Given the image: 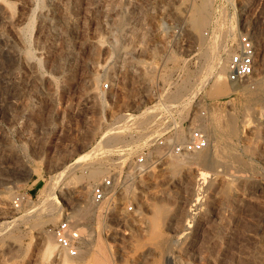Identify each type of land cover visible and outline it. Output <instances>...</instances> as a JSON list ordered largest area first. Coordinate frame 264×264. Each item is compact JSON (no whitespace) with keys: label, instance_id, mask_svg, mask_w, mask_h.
<instances>
[{"label":"rangeland","instance_id":"374dc122","mask_svg":"<svg viewBox=\"0 0 264 264\" xmlns=\"http://www.w3.org/2000/svg\"><path fill=\"white\" fill-rule=\"evenodd\" d=\"M31 1L0 0V264H61L45 237L63 218L75 264H264V0H208L201 28L202 0ZM20 11L15 35L5 17ZM236 26L258 71L217 82ZM163 102L207 128L202 149L175 156L208 161L176 171L160 157L92 204L90 185L158 134Z\"/></svg>","mask_w":264,"mask_h":264},{"label":"built area","instance_id":"2783aa9c","mask_svg":"<svg viewBox=\"0 0 264 264\" xmlns=\"http://www.w3.org/2000/svg\"><path fill=\"white\" fill-rule=\"evenodd\" d=\"M236 20H238L237 16ZM211 22L216 24V19H212ZM235 23L237 24V21ZM222 43L221 52L225 57L226 81L235 84L250 80L258 71L260 53L259 45L253 35L248 29L236 26L235 35L232 33ZM101 88L107 89L108 84L102 83ZM154 108L160 115L158 134L132 158L124 164L121 163V168L106 173L99 181L90 185L89 199L92 204L100 207L107 205L112 200L115 190L125 182L127 175L141 172L150 165H155L160 157L181 155L202 149L206 135L196 119L179 121L175 116L174 105L164 102L158 106L155 105ZM197 111L192 110V114ZM126 209L130 211L132 206L128 204ZM49 231L59 252L70 258L76 256L79 248L77 228L63 218L52 225Z\"/></svg>","mask_w":264,"mask_h":264},{"label":"bare ground","instance_id":"6f19581e","mask_svg":"<svg viewBox=\"0 0 264 264\" xmlns=\"http://www.w3.org/2000/svg\"><path fill=\"white\" fill-rule=\"evenodd\" d=\"M31 0H20V3H19V5L20 6H24L25 4H28L29 2H30ZM55 1V0H54ZM32 2V1H31ZM29 5V4H28ZM27 5V6H28ZM56 6V5H55ZM206 6H208V0H202V4L200 5V7L197 9V11H196V24L195 25H197L199 28H201L202 26H204L205 25V23L207 22V16H206V14H205V8H206ZM49 8V7H48ZM55 7H54V3L52 4V3H50V10H53ZM49 10V9H48ZM47 10V11H48ZM22 11H20V13H21ZM12 13V12H11ZM49 13V12H48ZM17 14V13H16ZM52 15H53V11H52V13H51ZM24 15L21 13V14H19V15H15V13L14 14H9V15H7L5 18H6V24H8V26L10 27V29L12 30V32L15 34V35H17L18 34V22L20 23V21L22 22V20H23V17ZM42 19H43V22L45 23V25L47 24V26H48V24H50V21H49V18L48 17H45L46 15H45V13L44 12H41V15H39ZM49 17H50V15H49ZM40 18V19H41ZM42 22V23H43ZM52 25V24H51ZM51 25H50V27H51ZM230 30H232V28H229ZM232 32H234V31H232ZM227 34H232L231 33V31H227L226 32ZM228 37V36H227ZM219 46L220 47H223V43L222 44H219ZM218 46V47H219ZM219 47V48H220ZM218 48V49H219ZM210 54H212V53H210ZM217 54V53H216ZM224 57V56H223ZM212 64H211V69H210V74H211V78L212 79H215L217 82H223V83H225L226 84V79H225V57L224 58H222L221 56H217V57H215V59L211 62ZM209 67V68H210ZM150 69V68H149ZM210 74H208V75H210ZM207 81V80H206ZM230 84H232V83H230ZM178 94H179V92H178ZM177 95V94H176ZM180 96V95H179ZM173 97H174V95H173ZM171 100H173V99H171ZM247 108V107H246ZM184 109L183 108H180V111H183ZM245 116V115H244ZM245 119V118H244ZM198 120V119H197ZM244 122H242V123H244L245 125L249 122V120L248 119H245V120H243ZM198 122V121H197ZM199 122H200V120H199ZM202 122V121H201ZM199 124V123H198ZM205 124V123H204ZM243 124V125H244ZM199 126H200V128L203 130V131H207V128H206V125H200L199 124ZM203 126H205V128L206 129H204V127ZM206 131H205V133H206ZM114 132H112V135H114L113 134ZM107 137H109L108 135H107ZM108 139V138H107ZM107 139H105L106 141H107ZM110 140H111V137H110ZM208 140V139H207ZM210 140V139H209ZM112 141V140H111ZM104 144H106V143H102V145H104ZM101 145V146H102ZM208 147V146H207ZM101 148V147H100ZM103 148V147H102ZM98 150V149H97ZM100 150V149H99ZM102 150V149H101ZM205 150V149H204ZM203 152V151H202ZM191 152H185V153H183V154H181V155H186V154H190ZM98 154V153H97ZM196 154V157H194L193 155H195ZM195 154H192V156L190 155V156H188V157H176V156H170L171 158H174V161L176 162V163H174V165H176V169H175V167L173 166V169H175L176 171H177V168H181V167H179V166H183L182 164H184V162L187 160H190V159H188L189 157H191L192 158V160H194L195 158V160H199L200 161V163H203L202 161H206L207 159L204 157V155H201L200 154V151H199V153L198 154H200V156L199 155H197V152L195 153ZM187 156V155H186ZM199 156V157H198ZM203 156V157H202ZM198 157V158H197ZM197 160V161H198ZM208 161V160H207ZM204 163H207V162H204ZM222 165V164H221ZM223 166V165H222ZM180 170V169H179ZM178 170V171H179ZM55 184V183H54ZM47 197V196H46ZM49 197H53L51 194H49ZM45 199H47V198H45ZM50 199H52V198H50ZM49 199V200H50ZM46 201H48V200H46ZM91 205V204H90ZM51 208V207H50ZM103 209V208H102ZM102 209H100V210H102ZM88 210V209H87ZM88 212V211H87ZM50 215H51V213H50ZM48 233V232H47ZM45 243L47 244V246H45V250H48L47 251V254L49 253V257H53V256H55L56 257V255H57V252H56V250H55V244L53 243V239L51 238V235H47L46 237H45ZM45 244V245H46ZM77 253L79 254V255H81L80 253H81V250L78 248L77 249ZM57 258V257H56ZM61 264H75L72 260H70V257H68V256H64V258L61 260Z\"/></svg>","mask_w":264,"mask_h":264},{"label":"crops","instance_id":"0c3cea01","mask_svg":"<svg viewBox=\"0 0 264 264\" xmlns=\"http://www.w3.org/2000/svg\"><path fill=\"white\" fill-rule=\"evenodd\" d=\"M96 175V174H95Z\"/></svg>","mask_w":264,"mask_h":264}]
</instances>
